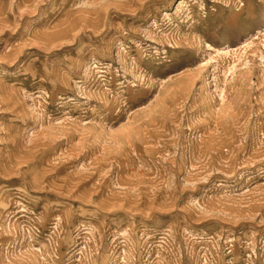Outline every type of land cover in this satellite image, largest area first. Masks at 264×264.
Listing matches in <instances>:
<instances>
[{"label":"rangeland","instance_id":"obj_1","mask_svg":"<svg viewBox=\"0 0 264 264\" xmlns=\"http://www.w3.org/2000/svg\"><path fill=\"white\" fill-rule=\"evenodd\" d=\"M0 264H264V0H0Z\"/></svg>","mask_w":264,"mask_h":264},{"label":"snow or ice","instance_id":"obj_2","mask_svg":"<svg viewBox=\"0 0 264 264\" xmlns=\"http://www.w3.org/2000/svg\"><path fill=\"white\" fill-rule=\"evenodd\" d=\"M225 26H230V27H236L240 24V17L234 16L229 18L227 21L223 22Z\"/></svg>","mask_w":264,"mask_h":264}]
</instances>
